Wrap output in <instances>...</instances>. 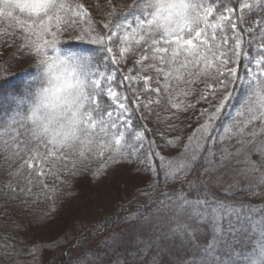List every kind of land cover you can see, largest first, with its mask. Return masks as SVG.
<instances>
[{"label":"snow or ice","instance_id":"obj_1","mask_svg":"<svg viewBox=\"0 0 264 264\" xmlns=\"http://www.w3.org/2000/svg\"><path fill=\"white\" fill-rule=\"evenodd\" d=\"M133 10L139 14L131 20L113 8L106 20L95 21L76 0H0V24L21 30L30 54L47 57L66 36L102 45L114 66L89 74L73 129L48 131L28 114L0 126V170L9 177L0 188L3 207L22 197L25 204L43 200L50 215L62 191L58 184H69L63 175L79 176L94 160L101 161L94 178L110 165L135 163L149 178L147 188H164L147 212L123 222L140 216L145 222L175 221L172 232L190 242L192 256L173 264H264V206L245 198L264 197V0H140ZM197 84L202 88L196 103L209 108L200 110L197 120L203 117V123L186 142L162 136L157 145L146 137V114L155 112L159 123L161 111L175 110L167 121L194 109L186 101ZM169 147L180 151L168 157L159 150ZM251 234L257 239L248 251ZM197 235L210 239L201 244ZM65 242L60 238L49 247ZM105 246L109 252L97 259L115 252L112 243ZM153 246L147 240L127 257L116 253L113 264H144ZM41 252L36 243L0 234V264H37ZM148 264H161L159 252Z\"/></svg>","mask_w":264,"mask_h":264},{"label":"rangeland","instance_id":"obj_2","mask_svg":"<svg viewBox=\"0 0 264 264\" xmlns=\"http://www.w3.org/2000/svg\"><path fill=\"white\" fill-rule=\"evenodd\" d=\"M76 2L87 7L95 21L106 20L107 14L113 8H115L118 16L120 13H124L125 18L129 20L132 19L133 14H139L134 10L129 12V7L140 2V0H76ZM110 3L111 7L109 6ZM100 26L102 27V25ZM23 36L24 33L21 30L11 29L6 24H0V70L9 73L10 78H25L35 73V68L31 67L33 63L31 50L23 47ZM70 40L73 39L66 36L61 38L62 42ZM64 51L78 53L80 59L88 61L97 74L99 72L108 73L114 68L102 45L96 44L94 48L78 50L74 47H66ZM128 67H132V61H129L124 67L125 72H127ZM133 74H135L134 71ZM195 88L196 92L186 101L195 104L194 109H189L186 112L180 111L177 113V118L167 121H164L163 118L175 110L161 111V122L159 123L156 122L155 112L146 114L144 124L147 125L148 129H151L149 134L155 138L157 145L163 143L162 136L169 139L182 136L181 144H183L187 137L203 123V117L199 120L197 117L200 116V110L209 108V105L203 101L196 103L202 85L197 84ZM218 102L219 99L213 100L212 104ZM238 102L239 99H236L233 106H238ZM171 124H176L178 127L170 128L169 125ZM159 150L168 157H174L180 151L179 148L175 147L160 148ZM139 167L135 163L120 162L118 165H110L109 170L97 176L98 178L95 180L87 175L84 178H77L76 176L75 178L66 174L70 179L73 177L72 180L76 185L71 184L74 190L73 192L71 189L67 191L68 194H65L64 203L56 209V216L47 218L40 225H12L13 221L18 219L19 214L26 215L33 209L31 206L19 203L0 209V225H5V228L19 226L18 228L21 229L25 227L22 231L28 235L29 244L36 243L42 247L37 264H60L63 259L65 261L61 264H113L116 253L127 257L128 251L144 247V241L147 240H150L154 246L150 249L149 255L144 257V264H148L151 256L158 252L161 256V264H173V261L181 257L186 260L190 259L192 256L190 242L172 232L175 221H161L153 217L151 221L145 222L142 219L140 222L132 224L140 225L135 229L130 227L118 231H104L103 228H97V225H109L107 223L109 219L116 214L118 215L120 206L124 204L121 201L131 199L138 206H143L148 204L159 191L163 190V184L160 185L159 189L147 188L145 182L149 178L140 173ZM237 194L243 195V193ZM246 199L254 205L264 206V197H248ZM256 218L258 219L259 215ZM2 233L1 231L0 234ZM4 233L7 234V232ZM97 233L99 234L97 235ZM115 234H119V236ZM60 238L66 242L56 247H49L50 242ZM195 239L198 243L206 244L210 237L197 235ZM256 239L255 234L249 235L245 241V250L250 251ZM77 240L80 243L73 246ZM105 241L112 243L115 252L103 259H97L100 254L109 252V248L105 246Z\"/></svg>","mask_w":264,"mask_h":264},{"label":"clouds","instance_id":"obj_3","mask_svg":"<svg viewBox=\"0 0 264 264\" xmlns=\"http://www.w3.org/2000/svg\"><path fill=\"white\" fill-rule=\"evenodd\" d=\"M50 48L47 57L33 52L37 71L27 83L31 84L28 115L33 116L48 131L73 129L80 118L86 80L94 71L76 52ZM30 50H32L30 48Z\"/></svg>","mask_w":264,"mask_h":264},{"label":"trees","instance_id":"obj_4","mask_svg":"<svg viewBox=\"0 0 264 264\" xmlns=\"http://www.w3.org/2000/svg\"><path fill=\"white\" fill-rule=\"evenodd\" d=\"M95 45L96 44H92L87 41H80V40L73 39V40L64 41V42L60 41V43L58 44V47L59 49L64 51L66 47H74L75 49L78 50V49H87V48L91 49V48H94ZM34 71L36 73L37 70L34 69ZM35 73L32 76H34ZM8 74L9 73L5 72V70H2V72L0 70V126L7 125L10 119L17 114L26 115L28 113V102L30 99L31 84L27 83V81H29V79L32 76L25 77V78H19V77L10 78L11 75H8ZM236 99H239V95H237ZM134 123H136V121H134ZM145 135L146 137L150 139L153 138L152 135L150 136L149 132H146ZM257 158L258 157H254V159H257ZM2 162H3V157L0 156V163ZM100 163L101 161L99 160L93 161L89 165L86 172H83L81 175L76 176V177L84 178V176L87 175L88 177L95 180L98 177L94 178L92 173L94 170L98 168ZM107 170H109V167L105 169L103 173H105ZM8 179L9 177L2 170H0V188H3L4 182ZM62 179L67 180L69 184L68 185L58 184V187L62 189V191L59 196L57 208L61 206L62 203H64V198L66 197L65 194H68L67 191L71 189L73 192L74 188L71 184H73L74 186L76 185L74 181L72 180L73 177L70 179L68 178V175L65 174L63 175ZM49 183L51 184L53 183V181L50 179ZM245 198H248V197H245ZM21 199H23V197L20 199L8 202L7 207H9V205L14 206L16 204L21 203ZM121 202L124 204L120 206L118 215L116 214L117 216L115 215L111 219H109V221L107 222L109 225H106L105 227H103L102 230L104 231L117 230L118 231L119 229H126V228L129 229L130 227L135 229L137 228V226H140V225H132L134 223H124L123 218L129 214H139V213L147 212L149 210V203L143 206H138L137 203L131 199L124 200ZM4 203L5 201L3 200V198H0V209L4 208L3 207ZM21 204H25V203H21ZM25 205L31 206L33 208L32 212L30 211L29 213L23 216L19 214L18 219L16 221H13L14 223H12V225H40L41 223H44L47 220V218L56 216V210L53 211L50 215H46L48 211V207H49L48 201L38 200L36 202H32V200L29 199L28 203ZM142 219L143 217L140 216V218L137 219L135 223L140 222ZM0 227H3V229H0L3 233L7 232V234L21 237L29 244L30 240H28L27 238L28 235H26L25 232L22 231V229L25 227H22L21 229L18 228L19 226L15 228H10V227L5 228V225H0ZM98 234L99 233H97V235ZM63 261H65V259L61 260V263Z\"/></svg>","mask_w":264,"mask_h":264}]
</instances>
